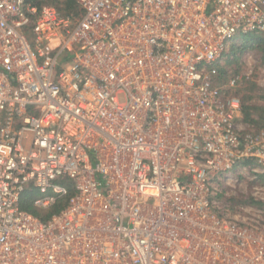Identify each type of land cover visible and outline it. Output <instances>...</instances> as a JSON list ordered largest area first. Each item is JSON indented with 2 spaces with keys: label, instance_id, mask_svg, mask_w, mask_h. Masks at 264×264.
<instances>
[{
  "label": "built area",
  "instance_id": "built-area-1",
  "mask_svg": "<svg viewBox=\"0 0 264 264\" xmlns=\"http://www.w3.org/2000/svg\"><path fill=\"white\" fill-rule=\"evenodd\" d=\"M78 5L0 0V264H264V128L220 74L264 0Z\"/></svg>",
  "mask_w": 264,
  "mask_h": 264
},
{
  "label": "rangeland",
  "instance_id": "rangeland-1",
  "mask_svg": "<svg viewBox=\"0 0 264 264\" xmlns=\"http://www.w3.org/2000/svg\"><path fill=\"white\" fill-rule=\"evenodd\" d=\"M256 40H259V36L255 34L236 36L235 39L230 43L228 52L223 58V64L225 66L224 68H226L228 72L227 77L233 75L244 76V80L240 89L238 90V94L241 96L243 101L249 102L252 106L258 108V110L253 111V119L258 121L260 120L259 109L264 108V52L255 48L251 49V47L254 45H250L249 49L242 52L237 51V53H235L233 56V52L237 46L249 45ZM238 124L243 130L258 131L264 128L261 121L257 123L245 122L243 115L240 117V119H238ZM27 147H29V145H27ZM236 174L237 173L235 170L231 174H224L223 178L225 179L230 175L235 177ZM221 185L230 191V188L227 187L225 183H221ZM245 187H247L246 190H244ZM252 187L253 184L251 185V183L249 184L248 182L244 183L241 188L238 187L234 190V199L228 202L232 203V206H237L240 203L247 202L249 200L248 198L250 196Z\"/></svg>",
  "mask_w": 264,
  "mask_h": 264
},
{
  "label": "trees",
  "instance_id": "trees-1",
  "mask_svg": "<svg viewBox=\"0 0 264 264\" xmlns=\"http://www.w3.org/2000/svg\"><path fill=\"white\" fill-rule=\"evenodd\" d=\"M33 3L37 4L38 6L43 5H51L56 7L60 12L63 14L69 15V14H78L79 13V5L78 0H31ZM250 45H254L251 47V49H259L264 52V40L259 37V40L254 41L253 43L249 45H240L237 46L236 49L233 52V56L237 51H244L250 48ZM224 64L220 66V74L222 77H227V69L224 68ZM258 110V108L252 106L249 102L242 100V115L245 122L248 123H257L259 121L262 122L264 126V108H260V120L255 121L253 119V111ZM37 193L36 191H28L21 201V208L23 210H26L36 217L40 218L43 221H48L52 219L54 216L61 213V211L65 208L67 204V200H59L54 206H52L50 209L44 210L39 209L34 205V202L36 200Z\"/></svg>",
  "mask_w": 264,
  "mask_h": 264
}]
</instances>
